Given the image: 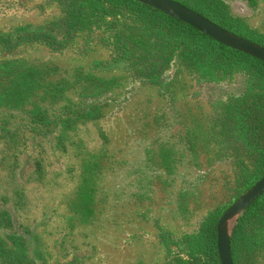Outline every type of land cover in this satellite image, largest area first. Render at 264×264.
Wrapping results in <instances>:
<instances>
[{"label": "rangeland", "instance_id": "obj_1", "mask_svg": "<svg viewBox=\"0 0 264 264\" xmlns=\"http://www.w3.org/2000/svg\"><path fill=\"white\" fill-rule=\"evenodd\" d=\"M70 1L0 0V264H215L214 218L248 178L220 155L213 103L240 79L178 61L153 79L122 48L131 21L68 22ZM224 1L264 37V0Z\"/></svg>", "mask_w": 264, "mask_h": 264}, {"label": "trees", "instance_id": "obj_2", "mask_svg": "<svg viewBox=\"0 0 264 264\" xmlns=\"http://www.w3.org/2000/svg\"><path fill=\"white\" fill-rule=\"evenodd\" d=\"M174 1L227 31L264 47V37L257 38L239 26V20L231 14L230 6L224 0ZM84 2L89 6L82 10ZM66 8L67 18L64 20L68 22L79 15L90 18L98 14H116L131 21L122 29L125 43L122 48L135 53L139 52L138 49L144 52L143 57L136 58V61L140 66L145 65L144 74L151 73L153 79H158V71L168 69L174 61L188 66L206 83L240 79L241 90L238 95L228 93L226 99L219 98L213 103L216 112L214 126L225 139L220 155L230 157L240 174L248 178L240 197L264 177L263 61L219 43L192 26L134 0H71ZM160 41L166 44L165 50L158 46ZM147 57L152 61L148 62ZM140 71L143 72V69ZM22 89L21 86L13 91L17 94L19 105L27 93ZM227 209L214 218L212 250L215 264H222L218 251L217 224ZM256 224L258 232L248 235L245 230ZM243 242L249 248L241 254L240 244ZM231 252L234 264H264V195L240 216L234 227ZM246 258L248 260L243 261Z\"/></svg>", "mask_w": 264, "mask_h": 264}, {"label": "water", "instance_id": "obj_3", "mask_svg": "<svg viewBox=\"0 0 264 264\" xmlns=\"http://www.w3.org/2000/svg\"><path fill=\"white\" fill-rule=\"evenodd\" d=\"M151 6L169 17L192 26L212 39L232 49L264 62V47L237 36L174 0H134ZM264 195V177L234 202L222 215L218 224V251L222 264H234L231 236L237 218Z\"/></svg>", "mask_w": 264, "mask_h": 264}]
</instances>
